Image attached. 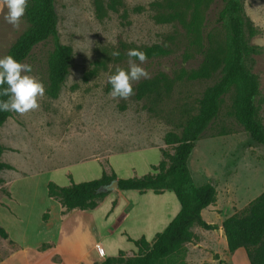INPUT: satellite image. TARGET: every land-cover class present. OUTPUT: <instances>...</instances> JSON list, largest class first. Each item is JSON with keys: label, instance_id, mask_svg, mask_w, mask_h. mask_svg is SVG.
I'll return each instance as SVG.
<instances>
[{"label": "rangeland", "instance_id": "obj_1", "mask_svg": "<svg viewBox=\"0 0 264 264\" xmlns=\"http://www.w3.org/2000/svg\"><path fill=\"white\" fill-rule=\"evenodd\" d=\"M108 1L104 0L105 5ZM242 1L259 29L251 43L261 46L262 51L254 55L252 70L260 80L259 116L264 123V0ZM221 6V0H122L117 11L106 8L99 13L94 0H56L60 39L73 47V61L55 98L47 92L53 42L39 43L24 61L32 66L27 74L43 82L45 95L39 99L38 109L23 115L11 112L0 128V145L4 147L0 160L12 165L0 173V198L7 192V181L15 177L11 190L16 192L22 207V212L20 209L17 213L19 219L11 218L6 226L2 224L10 232L11 240H0V257L14 248H35L39 241H63L57 224H48L49 220L44 223L43 219L44 214L49 215L45 196L50 180L60 183L63 177L71 178V182L72 177L79 182L99 178L113 164L128 178L140 176L152 171L153 163L160 162L162 149L175 152L174 145L165 143L166 133H181L187 120L199 113L200 100L207 88L221 75L219 68L209 77H195L209 56L221 55L226 49L229 30L225 23L217 22ZM6 12V8L0 12V58L8 54L29 27L24 14L20 27L13 28L4 19ZM153 44L161 45L164 53L147 57L141 64L149 78L133 81L134 94L129 98H113L108 78L117 67L128 69L127 51L143 50ZM116 50L119 57H112ZM136 63L140 64L139 60ZM94 68L97 73L85 80L84 76ZM144 80L158 82L160 94L153 91L138 98V86ZM234 96L232 88L189 159L195 183L211 182L217 188L216 201L204 210L203 216L219 226L264 191V146L238 121ZM86 169L90 170L89 178L79 180V175L85 177ZM98 169L100 174L94 176ZM138 194L128 195L135 206L123 222L119 223V219L110 222L114 229L104 216L96 218L98 236L94 237L106 246L104 257L95 251L100 258L96 264L107 256L118 255L120 250H125L128 256L138 254V247L128 236L139 239L144 235L153 240L165 228L163 222L169 217L173 203L176 209L180 208L171 190L165 192L158 204H152L157 196L154 192L146 196ZM150 196L151 199L144 200ZM164 206L169 209L161 210ZM51 214L54 217L53 211ZM0 217L2 222L4 217ZM83 218L89 221L88 216ZM69 224L64 227L68 229ZM192 230L197 236L194 241L185 243L182 251L157 264H173L181 258L189 264H250L244 248L229 252L221 227L207 230L194 225ZM87 241L83 243L85 253L89 249Z\"/></svg>", "mask_w": 264, "mask_h": 264}, {"label": "trees", "instance_id": "obj_2", "mask_svg": "<svg viewBox=\"0 0 264 264\" xmlns=\"http://www.w3.org/2000/svg\"><path fill=\"white\" fill-rule=\"evenodd\" d=\"M222 6L218 13L217 22L225 23L229 30L226 49L221 55L209 56L195 77H209L221 68L219 79L205 91L200 100L199 113L192 116L183 126L181 133L169 131L165 135V143L174 145L172 154L162 149L163 158L158 164H153L155 172L141 176L118 178L115 171L103 172L99 178L75 182L61 186L50 180L47 184L48 195L58 199L67 211L78 208L82 210L94 209L112 192L106 186L118 180L120 189H137L145 193L152 189L155 193H162L167 189L175 192L181 208L167 227L158 232L150 241L144 235L139 239L128 236L130 241L138 247V254L128 256L125 250L118 255L107 256L97 264H157L164 258L175 256L182 251L184 244L194 241L197 236L192 230L194 225H200L207 230L218 229L219 225L204 219L202 211L216 201L217 188L207 182L202 185L195 183L189 167L190 156L196 142L202 137L210 123L218 116L227 92L234 88V113L238 121L244 126L250 136L264 146V123L259 116L258 97L260 95L259 76L252 70L254 55L262 51V47L252 44L251 39L259 29L245 11L242 0H221ZM99 13L106 8L117 11L122 0H94ZM25 18L29 23L28 29L14 42L7 55L24 63L32 50L41 42L51 40L54 44L48 60L49 86L47 92L57 97L66 81L73 61V47L63 43L60 39L58 24L59 17L56 0H29ZM147 57L164 53L159 44L146 46L143 50ZM97 73V69L90 70L85 76L89 80ZM2 87H7L4 85ZM0 87V91H2ZM158 82L144 80L138 86L137 97L156 91ZM7 97L0 96V100ZM11 115V112L0 111V127ZM4 147L0 145V155ZM12 168V165L0 160V171ZM117 204L113 202V208ZM48 213L44 214V221ZM227 239L229 252L233 253L244 248L250 264H264V191L251 200L241 211L226 217L222 222ZM0 236L8 238V231L0 225ZM50 243L41 245L46 249ZM216 258H219L216 254ZM173 264H189L184 258Z\"/></svg>", "mask_w": 264, "mask_h": 264}, {"label": "crops", "instance_id": "obj_3", "mask_svg": "<svg viewBox=\"0 0 264 264\" xmlns=\"http://www.w3.org/2000/svg\"><path fill=\"white\" fill-rule=\"evenodd\" d=\"M5 122H4V124H5ZM116 152H118V151H116ZM114 154H115V152H114ZM106 157H107V159H109L110 155H107ZM95 158H98V157H95ZM83 161H86V159H84ZM153 164H156V163H153ZM66 166H70V163H69V165H66ZM151 167H152V165H151ZM129 168L130 169L133 168V164L131 166H129ZM53 170H56V168H53ZM120 170L121 169L119 167H116L113 164V165H110L109 167H107V169L104 171H107V173H109V174L112 173V171H115L118 178H128L127 177L128 175L127 176L122 175L120 173L121 172ZM151 170L152 171H150V172H155V170L153 168H151ZM1 171H0V173H1ZM89 171L90 170H88V169L83 170V176H85V177H82L81 175H79L80 176L79 180L89 178V177H87L90 173ZM98 174H100V169H98L97 174L94 176H97ZM18 176H20V175H18ZM70 176H72V174H70ZM14 179H15V177L13 179L7 181V184H6L7 192L4 193V197L0 198V210L2 209L1 211H3L2 213H0V216L2 215V217H4V220L2 222H1V217H0V223H1L0 225L1 226H3V225L6 226V222L8 220H10L11 218H16V220L19 219V217L17 216V213L20 211V209L22 212L21 204H19V201H17V198L15 196L16 192L11 190L12 189L11 184L13 183ZM72 179L75 180V182H79V181H76V179L74 177H72ZM59 182L60 183H58V184L61 186L69 185L71 183V178L69 179V178L63 177V181H59ZM46 190H47V196H45V199H47V201H48V207L47 208L49 209V215L47 218V220H49L48 224H50V223H52L53 225L57 224V227L60 230L59 236L63 238V241L61 242L60 241L61 239H57L56 241H53V242L48 241L47 243H51L50 246L47 247L46 249H43V250L42 249L40 250L39 246L44 244V241H39L37 247H35V248H29V249L18 248L17 250L14 248L8 255H6L4 257H0V264H9L10 261H12L11 260L12 258H14L16 260H13L11 262V264H17L20 261H21L20 264H96L97 261H100V258L98 257L97 253L95 252L96 251L94 249L95 244L97 242H100L105 246V244L102 240H96L94 237L95 234L98 236V226L96 223V218L98 216H104L105 220L109 221L108 222L109 227L111 229H114V227H115L114 224L110 225V222L112 220H115V219H119L118 220L119 223L123 222L126 218H128V214H130L133 207L135 206V203H132L129 201L128 195L136 196V193H139L138 194L139 196H146V195H149V193L154 192L152 189H148L145 193H140L139 190H137V189H120L119 188V189L114 190L111 193H109L100 202V204L94 209L82 210V209L75 208V209L67 211L66 208L62 206L61 202L58 199L48 195V186L46 187ZM169 190H171V189H167L162 193H155L154 192L157 196L154 198V199H156V201L152 200L153 201L152 204L153 203L158 204L159 201L164 199L165 192L169 191ZM171 191H173V190H171ZM19 198H20V196H19ZM151 198L152 197L150 196V198H145L144 200H148ZM115 200L117 201V204L113 208V202ZM158 207H159V205H158ZM180 208H181V204H180ZM180 208L177 207V209H176V203H173L172 210L169 211V213H170L169 217L167 219L164 218V219H166L163 222L164 223L163 226H165V228L170 223V221L176 216V214L179 212ZM149 209H148V211H149ZM163 209L168 210L169 208L167 206H164V207H162L161 210H163ZM204 210H206V208L203 209L202 214H203ZM52 211H53L54 217H52V214H51ZM96 211H100V212H96ZM83 216L84 217L88 216L89 221L88 222L85 221ZM46 221H44V223ZM67 223H70L69 224L70 227L68 229L66 227H64L65 224H67ZM219 227H221V230L223 231V234H224L222 224ZM120 230H122V229H120ZM124 232H127V231L125 230ZM8 233H9L8 238H3L0 236V240L1 239H5V240L8 239V241H10L11 240V239H9L10 238V232H8ZM85 239L89 240V241H87V242H89V249L86 253H85V249L83 247L84 241L86 243ZM222 239L225 243V234H224ZM101 257H104V256H101Z\"/></svg>", "mask_w": 264, "mask_h": 264}, {"label": "clouds", "instance_id": "obj_4", "mask_svg": "<svg viewBox=\"0 0 264 264\" xmlns=\"http://www.w3.org/2000/svg\"><path fill=\"white\" fill-rule=\"evenodd\" d=\"M28 6V0H0V12L7 9L4 19L7 23L18 29L21 18ZM118 50L111 53L112 57H119ZM129 58L128 69L117 67L114 74L110 75L108 82L111 85L110 95L113 98L127 99L134 94L133 81L149 78L148 71L141 66L147 55L138 48L127 51ZM135 58V59H133ZM139 60L140 64L136 63ZM32 66L16 60L12 55L0 58V96L7 97L0 100V111L25 114L38 109L39 99L45 95V86L42 81L27 73H31Z\"/></svg>", "mask_w": 264, "mask_h": 264}, {"label": "built area", "instance_id": "obj_5", "mask_svg": "<svg viewBox=\"0 0 264 264\" xmlns=\"http://www.w3.org/2000/svg\"><path fill=\"white\" fill-rule=\"evenodd\" d=\"M96 251L100 256H104L106 253V250L104 248V245L102 243H98L96 245Z\"/></svg>", "mask_w": 264, "mask_h": 264}, {"label": "water", "instance_id": "obj_6", "mask_svg": "<svg viewBox=\"0 0 264 264\" xmlns=\"http://www.w3.org/2000/svg\"><path fill=\"white\" fill-rule=\"evenodd\" d=\"M106 189H110L112 191L119 189V183L118 180L113 181L112 183L108 184L106 186Z\"/></svg>", "mask_w": 264, "mask_h": 264}]
</instances>
